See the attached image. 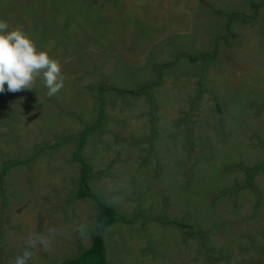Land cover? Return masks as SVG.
Returning <instances> with one entry per match:
<instances>
[{
  "label": "rangeland",
  "instance_id": "374dc122",
  "mask_svg": "<svg viewBox=\"0 0 264 264\" xmlns=\"http://www.w3.org/2000/svg\"><path fill=\"white\" fill-rule=\"evenodd\" d=\"M250 1L263 0H0V20L64 76L55 95L40 76L0 108V264H55L91 242L95 205L69 200L75 144L32 155L94 124L100 95L103 125L83 149L89 189L126 217L196 233L115 224L109 264H264V166L246 174L264 164V7L254 23L218 14L250 15Z\"/></svg>",
  "mask_w": 264,
  "mask_h": 264
},
{
  "label": "trees",
  "instance_id": "16d2710c",
  "mask_svg": "<svg viewBox=\"0 0 264 264\" xmlns=\"http://www.w3.org/2000/svg\"><path fill=\"white\" fill-rule=\"evenodd\" d=\"M250 8L253 10V13L250 15L242 14V13H236V14H226V13H218L221 16L226 17V19L229 21L234 17L241 18L242 20L248 22V23H254L258 17V11L264 7V0L260 1L258 3L250 1L249 2ZM225 34L215 40L214 43V49H217L219 46V40L222 43H226L228 39L232 36V33L230 32L228 25L225 29ZM177 55V58L181 55ZM188 61L191 63H194L200 59H203V57H208V55H198L196 57L193 56H187ZM176 60H173L170 64H160L156 65L155 75L154 79L151 83L146 85V88L141 92H137L140 94H144L146 97L150 95V91L153 87L157 86L160 83L161 79V69L165 66H169L173 63H175ZM199 86L201 87V84L199 82ZM6 88V85H5ZM105 90H109V88H106ZM136 94V95H137ZM6 91L3 94H0V108L5 105L6 99H5ZM104 121V100L103 97L99 96V108L97 112V121L94 124H84L83 129L78 132L74 136H68L65 138L62 142L59 143H52L47 146H40L35 151V153L32 155V159L36 157L39 153H41L46 148H52L56 147L58 145H62L68 142H73L75 144L74 151L72 153V159L79 165V180L77 185V191L74 195L70 197V201L74 200H83L87 199L91 201L94 205L96 210L99 213L98 221L95 224L94 227V236L92 239V242L90 246L79 253L75 254L72 257H69L67 259H62L55 264H109L106 256V245H105V236L107 231L115 224H132L138 219H146L150 222L157 223L161 226H175L181 229H190L194 236H196L194 227L185 223H182L180 221L175 220H164L160 218H155L152 216H149L145 213L138 212L131 217H126L123 214L119 213L111 204L104 202L100 197H98L96 194H94L88 187V181L92 178L91 173V166L85 161L83 157V149L85 146V142L87 138L97 132L101 126L103 125ZM15 163L19 162H12L7 163L6 169L13 166ZM263 165H259L254 167L253 169L247 171V183L248 181L257 173L261 168H263ZM201 243V246L205 248L203 242L199 240Z\"/></svg>",
  "mask_w": 264,
  "mask_h": 264
},
{
  "label": "clouds",
  "instance_id": "9594fccd",
  "mask_svg": "<svg viewBox=\"0 0 264 264\" xmlns=\"http://www.w3.org/2000/svg\"><path fill=\"white\" fill-rule=\"evenodd\" d=\"M40 76L48 96L64 86L59 62L37 50L22 30L12 29L7 21L0 20V94L32 89L34 80Z\"/></svg>",
  "mask_w": 264,
  "mask_h": 264
},
{
  "label": "crops",
  "instance_id": "0c3cea01",
  "mask_svg": "<svg viewBox=\"0 0 264 264\" xmlns=\"http://www.w3.org/2000/svg\"><path fill=\"white\" fill-rule=\"evenodd\" d=\"M93 231H94V229H93ZM93 236H94V235H93ZM92 239H93V237H92ZM91 242H92V240H91ZM91 242L89 243V245H88L87 247H85V248H82V247H81V249H80L77 253H79L80 251H82V250L88 248V247L90 246ZM77 253H75V254H77Z\"/></svg>",
  "mask_w": 264,
  "mask_h": 264
}]
</instances>
